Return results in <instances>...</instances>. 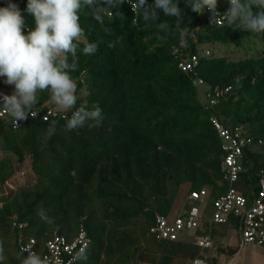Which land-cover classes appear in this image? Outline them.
<instances>
[{"label": "trees", "instance_id": "1", "mask_svg": "<svg viewBox=\"0 0 264 264\" xmlns=\"http://www.w3.org/2000/svg\"><path fill=\"white\" fill-rule=\"evenodd\" d=\"M12 2L23 13L27 0ZM6 3L0 0V7ZM179 7L187 33L183 38L176 17L161 12L160 20L169 22L170 30L158 33L156 22H145L127 0L103 13L100 21L81 10L85 35L99 47L84 56L79 51L83 44L77 42L79 67L71 73L77 82L75 107L98 104L104 117L99 127L86 124L65 131L64 117L75 109H56L47 92L38 93L32 109L37 117L16 129L8 118L0 121V264L19 260V234L40 244L53 233L71 239L80 226L89 243L87 259L78 258L76 264H158L181 260L180 254L187 264L194 257L215 264L216 257L208 254L212 250L225 258L239 250L240 244H219L231 229L240 238L237 217L230 214L224 224H209L203 217L206 201L214 208L229 187L221 169L222 140L209 118L216 116L228 129L238 126L239 136L251 139L242 148V170L233 184L250 203L264 170V33L228 27L224 20L216 24L208 10L194 13L184 0ZM228 7L226 0H218L221 14ZM24 15L27 26H33ZM248 40L260 45L250 52ZM228 47L244 52L234 58L225 53ZM193 56L195 67L182 69ZM200 86L205 89L198 91ZM206 95L217 102L208 106ZM47 109L58 113L46 121L42 115ZM53 120L56 133L49 137ZM200 190L206 192L201 199L188 198ZM197 201L204 203L197 232L210 234V247L199 248L184 236L158 239L150 231L156 216L170 220ZM41 210L51 223L38 214Z\"/></svg>", "mask_w": 264, "mask_h": 264}, {"label": "clouds", "instance_id": "2", "mask_svg": "<svg viewBox=\"0 0 264 264\" xmlns=\"http://www.w3.org/2000/svg\"><path fill=\"white\" fill-rule=\"evenodd\" d=\"M124 2L27 0L23 13L12 0H7L6 6L0 7V78H4V83L14 88L11 95L0 93V107L14 118L16 124L27 120L29 115H36L32 109L38 103V93L47 92L60 110L67 112L75 109L71 111L70 117H64L65 131L77 130L86 124L90 128L100 126L104 117L98 104H94L91 109L75 107L78 99L77 82L71 73L79 67L77 42L83 44L79 51L84 56L94 55L99 47L86 37L80 23V12L87 9L95 20L100 21L103 13ZM127 2L145 22L155 21L158 33L170 30L169 22L160 20L162 12L164 16L177 18L175 28L180 31L182 38L187 34L181 27L179 0H154L152 4L147 0ZM226 2L229 7L221 14L217 12L218 0H184L185 6L194 13L202 14L205 10L211 12L212 22L222 18L228 27L249 33H264V0ZM24 13L32 18L33 26H27ZM108 46L112 48L115 43ZM56 125L55 120L49 123L46 133L49 137L56 133ZM38 214L48 220L43 210ZM48 222L51 223L50 220ZM3 253V244L0 243V261L4 259ZM24 253H28L27 256ZM18 258L20 264H46L45 259L28 247L22 249ZM77 258L87 259L84 248L80 249Z\"/></svg>", "mask_w": 264, "mask_h": 264}, {"label": "built area", "instance_id": "3", "mask_svg": "<svg viewBox=\"0 0 264 264\" xmlns=\"http://www.w3.org/2000/svg\"><path fill=\"white\" fill-rule=\"evenodd\" d=\"M217 12L220 13L218 10ZM215 21L216 24H221L223 19L217 18ZM195 59L196 58L193 56L191 62L184 63L180 66L184 70L192 69L196 65ZM227 89H229V87L225 90ZM0 93L3 94L1 87ZM206 98L209 105H213L217 102V100L210 97V95H206ZM32 111L36 113L34 117L39 115L38 111ZM57 113L58 112L55 110L47 109L42 115V119L45 120V117L49 118L50 116H55ZM4 117L8 118V124L13 129L20 126L14 122L13 117L0 107V121ZM28 118L33 117L29 115ZM218 120L216 116H210V122L213 124L218 137L222 140L221 148L223 150L222 152H224V156L221 169L224 171V178L228 181L229 187L224 194L218 196L213 202L214 208L212 213H210L211 218L208 220V223L211 224L215 222L224 224L227 221V217L231 214L237 217L241 222L240 224H242L240 244L244 245L251 243L262 245V243H264V170L259 171L258 181H256V196L253 198L252 202L249 203L248 199L233 187V184L238 179V173L242 170L239 163L242 148L246 143L250 144L251 139L240 137V128L238 126L228 129ZM205 194V190L191 191L188 198L190 200H197L201 199ZM200 213L201 211L197 206L190 205L185 211L181 208L170 220L162 215H158L155 217L154 224L150 228V231L158 239L174 240L184 236L189 237V239L191 238L194 245L197 247L202 249L208 248L212 243L210 234L208 232H197L199 222L202 220ZM13 225L17 228L21 227V224H16L15 222H13ZM88 243L89 238L82 226L79 227L77 233L71 239H67L62 234L53 233L48 240L38 244L33 237H24L19 234L16 241L20 254L23 248L28 247L36 251L42 259H45L46 264H76L78 260L77 254L80 252L81 248L85 250ZM27 254L28 253H24L25 256H27ZM9 264H20V259ZM189 264H207V261L201 257H194Z\"/></svg>", "mask_w": 264, "mask_h": 264}, {"label": "rangeland", "instance_id": "4", "mask_svg": "<svg viewBox=\"0 0 264 264\" xmlns=\"http://www.w3.org/2000/svg\"><path fill=\"white\" fill-rule=\"evenodd\" d=\"M253 42H255V41H249L248 40L245 42L247 44V47H249L250 52H252L254 50L253 49L254 46L260 45L259 43L255 44ZM214 50L216 51V47H214ZM243 52H244V49L236 50L235 48L233 49V47H228L225 53H230V54H232V56L234 58H236L237 56L242 55ZM0 87L3 90V94L11 95L13 90H14L13 86L7 85L4 83V78H0ZM204 89H205V87H203V86L198 87V91H201ZM200 100L203 101L204 97L201 96ZM55 108L59 109L57 106H55ZM213 109L217 112V115L221 118V121L224 120L223 119L224 116L221 113V111L217 108V106H214ZM224 123H226V121ZM227 124H232V121H230ZM206 202H207L206 203V209H205L206 211H205L203 217L208 220L211 218L210 213L213 210V207H212V201L208 200ZM196 204H197L198 208L199 207L201 208L204 205V203L202 201H197ZM187 208H188V204H186L182 207L183 211H185ZM173 216L174 215H172V217H170V218H173ZM201 216H202V214H201ZM235 239H236L235 238V232L231 229V230L226 232V236L224 239L221 238L222 241L220 239L219 240L222 242L221 244H237ZM257 248H258L257 251L264 255V247L263 246L251 244V243L241 245L238 255L236 257L235 256L233 257V259L231 260L233 262L230 264H246V262H248V255L251 254ZM183 250H185V248ZM212 252H214V250H212L211 253H208V252L207 253L212 254ZM190 253L191 252H189V251L187 252V254L189 255V256L187 255V259L190 257ZM180 259L181 260H179V259L176 260V259L172 258V259H169L166 261L165 260L163 261V259H162V260H160V263H158V264H187V261H185L186 258L181 254H180Z\"/></svg>", "mask_w": 264, "mask_h": 264}, {"label": "crops", "instance_id": "5", "mask_svg": "<svg viewBox=\"0 0 264 264\" xmlns=\"http://www.w3.org/2000/svg\"><path fill=\"white\" fill-rule=\"evenodd\" d=\"M222 236H224V237H222V239H224L226 235H222ZM235 238H236L235 240H236L237 244H226V245L234 246V245L240 244L239 236H237L235 234ZM221 241L219 240V242H220L219 244L222 243ZM215 242L217 243V240L214 241V243ZM240 246H241V244H240ZM257 250H258V248L256 250H254L251 254L248 255V262H246V264H264V255L262 253L258 252ZM238 253H239V250L235 254L230 256L229 258H225V256H223L222 254L218 255L217 252H215V250H214V252H212L211 256L216 257L215 264H230L233 262V261H231L233 259V257L234 256L236 257L238 255Z\"/></svg>", "mask_w": 264, "mask_h": 264}]
</instances>
